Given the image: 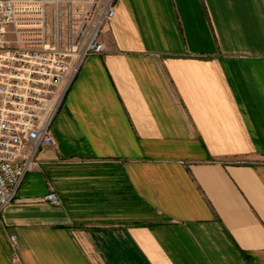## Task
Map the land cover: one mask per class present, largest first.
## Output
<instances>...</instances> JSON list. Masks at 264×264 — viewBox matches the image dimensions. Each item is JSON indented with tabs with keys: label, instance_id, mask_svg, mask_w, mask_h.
<instances>
[{
	"label": "crops",
	"instance_id": "obj_1",
	"mask_svg": "<svg viewBox=\"0 0 264 264\" xmlns=\"http://www.w3.org/2000/svg\"><path fill=\"white\" fill-rule=\"evenodd\" d=\"M102 40L0 264H264V0H118Z\"/></svg>",
	"mask_w": 264,
	"mask_h": 264
},
{
	"label": "built area",
	"instance_id": "obj_2",
	"mask_svg": "<svg viewBox=\"0 0 264 264\" xmlns=\"http://www.w3.org/2000/svg\"><path fill=\"white\" fill-rule=\"evenodd\" d=\"M118 0H0V214L13 203ZM44 199L58 206L51 190ZM13 237L12 240H14Z\"/></svg>",
	"mask_w": 264,
	"mask_h": 264
}]
</instances>
